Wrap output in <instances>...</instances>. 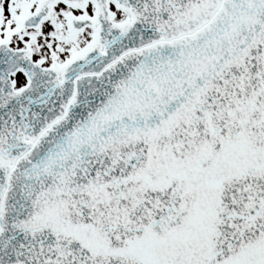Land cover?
Returning a JSON list of instances; mask_svg holds the SVG:
<instances>
[{
  "label": "snow or ice",
  "instance_id": "obj_1",
  "mask_svg": "<svg viewBox=\"0 0 264 264\" xmlns=\"http://www.w3.org/2000/svg\"><path fill=\"white\" fill-rule=\"evenodd\" d=\"M0 264H264V0H0Z\"/></svg>",
  "mask_w": 264,
  "mask_h": 264
}]
</instances>
